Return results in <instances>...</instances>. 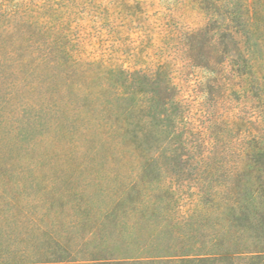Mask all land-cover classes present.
<instances>
[{
	"label": "rangeland",
	"instance_id": "rangeland-1",
	"mask_svg": "<svg viewBox=\"0 0 264 264\" xmlns=\"http://www.w3.org/2000/svg\"><path fill=\"white\" fill-rule=\"evenodd\" d=\"M22 1L26 0H0V6L10 10ZM127 1L143 2L153 21L149 29V37L153 38L142 49L150 51L154 61L168 58L170 62L182 104L180 119L171 127L175 131L168 135L166 128L170 129V125H163V129L153 128L141 138L143 142L138 148L119 144L118 133L111 138L112 135L101 133L102 129L83 116L70 112L52 114L30 106L29 102L38 98L39 93L32 94L25 84L12 83L11 61L0 63V247L3 249L11 244L12 237L23 233L21 230L33 229L34 217L77 237L88 231L95 220L100 221L105 233L102 231L85 248L101 246L105 248L104 256L112 258L139 255L158 258L154 255L171 254L182 250V245L195 244L221 252L223 246L236 242L240 248L244 242L264 241V217L256 212L255 205L259 203L250 198V190H243V200H247L243 221L237 220L236 212L225 206L223 200L227 194L222 193V185L230 183L231 172L242 161L237 118L243 101L232 91L227 93L230 87L222 84L220 78L217 82L207 68L196 62L190 65L180 61L179 50L173 45L174 32L202 23L195 5L189 0ZM249 2L253 12L264 16V2ZM82 17V32L85 40L91 42L89 50L94 54H115L113 50L121 42L93 21L100 18ZM139 34L142 31L136 30L132 35L136 44L140 43ZM152 41L158 45L155 50L147 49ZM8 56L11 55L5 54ZM130 118L136 122L131 134L139 131L138 123L142 121L136 116ZM169 122L166 120L165 124ZM148 156L152 159L147 160ZM212 166L219 171L210 174ZM51 198L52 207L62 213L57 219L45 220L42 213ZM25 212L27 218L23 216ZM15 213L21 215L14 218ZM70 219L77 225L70 224ZM241 222L249 224L242 231L238 227ZM180 232L187 237L179 236ZM26 233L31 238L37 235L35 231ZM234 234L240 238L234 239ZM141 246L147 248L143 254L139 253ZM218 255L211 257H222Z\"/></svg>",
	"mask_w": 264,
	"mask_h": 264
},
{
	"label": "trees",
	"instance_id": "trees-1",
	"mask_svg": "<svg viewBox=\"0 0 264 264\" xmlns=\"http://www.w3.org/2000/svg\"><path fill=\"white\" fill-rule=\"evenodd\" d=\"M110 2L26 0L11 6L10 10L0 6V63L11 61L12 83L25 84L32 94L39 93L38 98L29 102L30 106L52 114L70 112L83 116L102 129L101 133L112 135L111 138L118 133L121 139L117 143L138 148L143 142L141 138L148 136L153 128L160 130L163 125H170L166 132L168 135L174 132L171 127L180 119L182 104L168 58L154 61L152 53L142 49L153 38L149 37L153 21L144 3ZM189 2L195 5L203 21L174 32L173 45L179 50L180 61L190 65L196 62L210 70L217 82L220 78L222 84L230 87L227 93L232 91L241 98L246 109L237 118L242 161L231 172L230 183L222 185V193L227 194L223 196L224 205L236 212L237 220L243 221L247 200L242 196L248 188L250 198L259 203L255 205L256 212L264 217V16L252 11L249 0ZM84 15L100 18L93 21L121 42L122 46L113 50L115 54H94L89 50L91 42L85 40L80 22ZM136 30L142 31L139 44L132 36ZM157 46L152 41L147 49L155 50ZM5 54L11 56L5 57ZM130 116L143 122L137 121L141 125L139 131L131 134L136 122ZM166 120L171 123L165 124ZM213 167L210 174L219 171ZM53 200L42 213L45 220L57 219L62 213L52 207ZM34 220L33 229L24 228L23 233L11 238V244L5 249L0 247V264H206L211 261L264 264V241L258 240L244 242L240 248L236 247L239 242L223 246L221 252L195 244L182 245V250L171 254L154 255L158 258H146L152 255L105 257V248L101 246L85 248L105 231L100 221L95 220L88 231L77 237L56 230L53 224H43L36 217ZM70 224L77 225L71 219ZM239 226L242 231L249 224L241 222ZM262 227L264 231V222ZM28 231H35L36 237L31 238ZM178 235L187 237L184 232ZM233 237L240 238L237 234ZM139 249L143 254L147 248ZM212 254L222 257L216 259ZM6 255L9 258H3Z\"/></svg>",
	"mask_w": 264,
	"mask_h": 264
}]
</instances>
